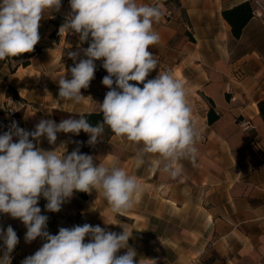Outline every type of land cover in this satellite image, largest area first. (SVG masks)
<instances>
[{
  "label": "crops",
  "instance_id": "crops-1",
  "mask_svg": "<svg viewBox=\"0 0 264 264\" xmlns=\"http://www.w3.org/2000/svg\"><path fill=\"white\" fill-rule=\"evenodd\" d=\"M159 4L162 20L154 24L160 35L150 46L158 59V70H171L184 82L193 119L202 134L195 165L181 160L182 174L172 179L160 171L159 157H145L135 166L136 148L117 138L105 126L101 140L89 146L88 134L77 136L58 133L55 145L41 138L39 147L54 150L61 143L70 153L80 142V151L97 157L95 163H110L139 178L143 191L135 197L134 207L123 216L113 214L99 191L76 192L59 212H47L41 197L39 207L49 217L47 230L58 234L60 227L71 228L85 223L108 231L122 232L123 223L132 233L128 241L137 252V264H264V16L258 17L264 0H177L178 5H164L160 0H138ZM249 3L252 17L238 39L223 19L222 12ZM69 0H61L59 11L45 13L40 22L41 39L26 67L13 61H0V106L7 94L25 103L17 114L18 126L32 131L41 119L59 123L79 118L80 114L102 115L99 105L109 89L102 84L108 75L102 60L96 61L95 77L88 89H81L85 99L80 104L59 101L62 76L77 61L68 51L87 48L78 34L60 35L59 28L70 13ZM171 12V16H167ZM40 49L39 53H35ZM134 83V82H130ZM96 102V103H95ZM219 116L208 123V111ZM250 124L243 130L240 122ZM106 223V224H105ZM13 227L19 243L11 253V264L34 254L44 243L37 238L24 239L26 228L18 219L0 214V227ZM87 242V238L85 240ZM0 240V256L3 255ZM121 249L118 255L126 252Z\"/></svg>",
  "mask_w": 264,
  "mask_h": 264
},
{
  "label": "clouds",
  "instance_id": "clouds-1",
  "mask_svg": "<svg viewBox=\"0 0 264 264\" xmlns=\"http://www.w3.org/2000/svg\"><path fill=\"white\" fill-rule=\"evenodd\" d=\"M70 13L59 28L60 35L78 34L87 48L68 51L74 62L71 78L62 76L58 100L80 104L95 77L96 61L108 75L102 84L109 89L99 112L103 122L92 126L85 114L79 118L41 119L34 130H25L12 121L0 135V214L20 220L26 228L25 241H44L21 264H137V252L128 244L132 233L119 223L122 232L108 231L85 223L60 227L58 234L47 230L49 217L42 214L39 200L47 203V212H59L74 192L99 191L113 214L123 216L135 205L143 191L139 178L110 163H95L97 157L81 153L80 142L70 153L61 143L54 150L39 147L41 138L55 145L58 133L88 134L87 144L94 146L105 126L117 137L136 148L135 166L145 157L156 156L160 171L175 179L182 174L181 160L196 163L197 144L202 134L193 119L186 86L171 70L159 71V61L149 51L160 41L154 24L164 11L159 4L138 0H69ZM61 0H0V61L34 51L41 39L40 22L52 11H59ZM135 82V83H130ZM139 85H143L140 87ZM15 138V141H14ZM106 224V223H105ZM87 238V242H85ZM3 255L0 264H11V253L19 243L11 225L0 227ZM121 249L127 251L118 255ZM156 264L155 260H152ZM139 264V262H138Z\"/></svg>",
  "mask_w": 264,
  "mask_h": 264
},
{
  "label": "trees",
  "instance_id": "trees-1",
  "mask_svg": "<svg viewBox=\"0 0 264 264\" xmlns=\"http://www.w3.org/2000/svg\"><path fill=\"white\" fill-rule=\"evenodd\" d=\"M160 3L167 5L169 3H172L174 5H178L177 0H160ZM223 19L228 23V25L231 28V33L234 38L238 39L242 33L243 28L248 23V21L252 17V9L249 5V3H243L240 4L231 10H226L222 12ZM40 49H36L35 53H39ZM32 54L24 53L19 56L6 59L8 61H13L15 63V66L12 68V71H14L17 67H26L31 58ZM135 83V82H134ZM140 87H143V85H139ZM264 111V110H262ZM102 115H90L86 119L89 124L95 125V121L101 120ZM219 116L214 112L213 108H210L208 111V123L212 124L215 121H217ZM90 119H94L95 121H89ZM78 195H80L82 198H85V194L83 192H76Z\"/></svg>",
  "mask_w": 264,
  "mask_h": 264
},
{
  "label": "built area",
  "instance_id": "built-area-1",
  "mask_svg": "<svg viewBox=\"0 0 264 264\" xmlns=\"http://www.w3.org/2000/svg\"><path fill=\"white\" fill-rule=\"evenodd\" d=\"M167 16H171V12H167ZM258 17L264 16V8L260 7ZM25 106V103L14 96L13 94H7L0 106V135L8 130V127L15 121L17 114ZM240 127L243 130L250 129V124L247 122H240ZM15 141V138H14Z\"/></svg>",
  "mask_w": 264,
  "mask_h": 264
}]
</instances>
